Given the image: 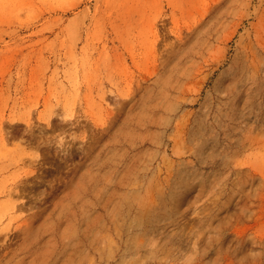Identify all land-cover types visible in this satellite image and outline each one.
Listing matches in <instances>:
<instances>
[{"label": "rangeland", "instance_id": "obj_1", "mask_svg": "<svg viewBox=\"0 0 264 264\" xmlns=\"http://www.w3.org/2000/svg\"><path fill=\"white\" fill-rule=\"evenodd\" d=\"M0 264H264V0H0Z\"/></svg>", "mask_w": 264, "mask_h": 264}, {"label": "bare ground", "instance_id": "obj_2", "mask_svg": "<svg viewBox=\"0 0 264 264\" xmlns=\"http://www.w3.org/2000/svg\"><path fill=\"white\" fill-rule=\"evenodd\" d=\"M38 118H39V117H38ZM59 119H61V118H59ZM68 119H69V118H68ZM46 121H47V119H46ZM65 121H66V120H65ZM65 121H64V122H65ZM70 121H71V120H70ZM70 121L68 122V120H67V122H65V123L68 124V126H69V124L72 125V122H70ZM14 122H15V121H14ZM64 122H63V123H64ZM61 123H62V122H61ZM49 124H50V123H49ZM52 128H53V127H52ZM52 128H51V129H52ZM63 151H65V149H63ZM31 171H32V169H31ZM80 177L83 178V175H80ZM80 189H81V186H80ZM85 191H86V190H84L83 192H85Z\"/></svg>", "mask_w": 264, "mask_h": 264}]
</instances>
